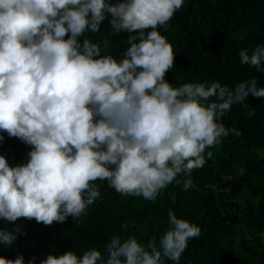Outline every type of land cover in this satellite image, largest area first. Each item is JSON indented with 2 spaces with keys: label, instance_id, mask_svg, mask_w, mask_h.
<instances>
[{
  "label": "clouds",
  "instance_id": "obj_1",
  "mask_svg": "<svg viewBox=\"0 0 264 264\" xmlns=\"http://www.w3.org/2000/svg\"><path fill=\"white\" fill-rule=\"evenodd\" d=\"M184 2L0 0V132L31 146L16 166L0 155V219L78 221L100 197L97 181L155 202L181 174L191 187V172L213 155L206 149L241 134L222 118L233 105L255 115L245 102L264 97L255 77L234 88L218 81L175 87L165 79L176 55L159 29ZM106 20L110 31L94 42L89 34ZM121 33L128 47L117 59L110 37ZM239 59L264 72V46L241 50ZM168 225L158 241L112 235L104 255L70 250L40 264H179L201 229L171 209ZM17 233L0 229V243L12 245ZM0 264L25 261L0 257Z\"/></svg>",
  "mask_w": 264,
  "mask_h": 264
},
{
  "label": "trees",
  "instance_id": "obj_2",
  "mask_svg": "<svg viewBox=\"0 0 264 264\" xmlns=\"http://www.w3.org/2000/svg\"><path fill=\"white\" fill-rule=\"evenodd\" d=\"M109 31L106 20L99 33L89 36L95 42ZM159 31L176 55L165 77L173 86L218 81L234 88L255 77L258 87H264V72L241 65L239 59L241 50L251 54L258 44L264 46V0H185L167 28ZM110 40V52L118 59L128 47L127 33ZM245 102L255 108V115L232 106L222 122L241 134L230 133L220 145L206 149L213 155L205 156L203 167L191 172V187H184L186 177L181 174L179 184L173 181L149 202L97 181L100 197L78 221L68 217L45 226L35 219L19 218L15 223L0 219V229L20 228L12 245L0 243V257L14 260L20 255L25 264L32 258L40 264L48 254L70 250L82 255L95 247L104 255L112 235L134 236L144 244L152 238L158 241L169 227L171 209L201 229L200 236L188 242L179 264H264V97L250 95ZM0 135L4 136L0 155L9 166L25 162L31 146L7 133Z\"/></svg>",
  "mask_w": 264,
  "mask_h": 264
}]
</instances>
